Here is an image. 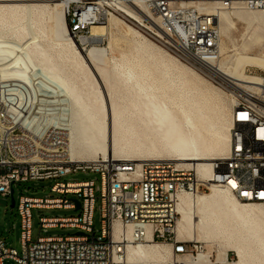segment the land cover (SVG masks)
<instances>
[{
    "label": "bare ground",
    "instance_id": "bare-ground-1",
    "mask_svg": "<svg viewBox=\"0 0 264 264\" xmlns=\"http://www.w3.org/2000/svg\"><path fill=\"white\" fill-rule=\"evenodd\" d=\"M81 1L0 0L22 2L0 5V101L4 99L25 127L41 132L51 127L64 130L73 161H93L99 155L134 162L173 159L208 178L213 161L225 157L229 149L230 110L220 112L218 120L213 121L209 108L212 98L204 96L194 84L180 92L172 91L168 63L174 60L151 58L153 47L144 41L135 44V51L151 58L150 66H143V56H122L110 75L100 66L103 49L91 46L84 50L68 35L67 8ZM88 1L114 5L138 26L144 27L147 22L162 34L156 18L135 0ZM240 10L230 13L235 12L237 18L255 27L250 44L261 49L264 11L247 10L252 12L243 15L236 12ZM225 13L229 11H216L219 33L220 21L226 23V29L233 27ZM45 15L52 21L49 46L40 41ZM118 22L110 15L107 25H91V37L79 39L99 42L108 27ZM159 66L164 69L159 70ZM246 66L264 69V51L257 55L238 53L224 69L219 60L209 73L231 89L256 90L261 76L245 74ZM100 77L105 85L100 84ZM177 78L181 82L184 79L182 67L177 70ZM194 89L197 94L189 95ZM176 208L177 237L202 239L209 246L218 244L222 249L216 251L213 260L209 253H198L194 260L182 256L183 261L177 262L179 255L161 249L147 237L126 245L124 264H140L142 259H154L156 264H225L229 251L235 256L233 264H264V204L241 202L221 186L211 184L207 193L180 195ZM143 229L149 234L148 227ZM118 230L116 225L114 231ZM126 231L128 234L130 228Z\"/></svg>",
    "mask_w": 264,
    "mask_h": 264
},
{
    "label": "built area",
    "instance_id": "built-area-1",
    "mask_svg": "<svg viewBox=\"0 0 264 264\" xmlns=\"http://www.w3.org/2000/svg\"><path fill=\"white\" fill-rule=\"evenodd\" d=\"M135 1L156 18L172 52L202 74H210L209 69L220 59L216 11H264V0ZM111 6L114 5L92 1L71 4L66 11L69 37L79 40L90 34L91 25L104 24L111 15ZM233 95L229 149L225 157L213 161L212 173L206 179L191 166L173 159L134 162L96 157L88 162L73 161L64 130L51 127L41 132L25 127L0 101V196L10 198L15 183L51 179L54 183L50 192L62 196H19L21 249H8L0 240V264L7 259L16 264H124L126 245L143 242L147 237L156 242L168 241L174 255L194 260L203 249L192 241L175 239L180 195L201 193L214 184L241 202L264 204V75L258 89H233ZM78 171L97 173L99 185L93 179L56 181ZM66 195L74 198L68 199ZM73 199L79 202L78 209ZM96 200L99 235L92 228ZM31 209L80 210L77 216L40 217V228H74L81 234L38 236L33 241ZM116 225L118 231H114ZM144 227L150 229L149 234ZM225 264H233L228 253Z\"/></svg>",
    "mask_w": 264,
    "mask_h": 264
},
{
    "label": "rangeland",
    "instance_id": "rangeland-1",
    "mask_svg": "<svg viewBox=\"0 0 264 264\" xmlns=\"http://www.w3.org/2000/svg\"><path fill=\"white\" fill-rule=\"evenodd\" d=\"M88 0H82L78 5L85 4ZM22 2H0V5H8ZM32 3H41V2H32ZM51 8V7H49ZM111 15L118 18L121 22H118L116 25H111L108 27L106 34L100 36L99 42H82L79 40L75 41L78 46L82 47L84 50H87L91 46L103 49L105 51V56L103 57L100 66L107 70L111 75V71L115 63H117L122 56H127L129 58L135 57L140 58L143 56L142 64L143 66H150V59H167L170 57L174 60V63H168L170 70L168 76L172 78L171 90L175 92H180L188 84H194L195 87L200 90L204 96L212 98V101L209 104V108L212 109L213 121H217L219 118L220 112H229L231 109L233 101V89H231L227 84H224L220 80L216 79L213 75L208 73H201L189 64L180 60L170 48L169 45L165 43V37L157 32V30L150 26L147 22L143 25L144 27L138 26L131 19L126 17L121 13L116 7L111 6ZM225 13V16L228 17L230 22H233V27L226 29L227 25L225 22L220 21V64L224 68L230 66V60L238 53L257 55L261 51H264V47L257 49L255 46L250 44L253 33L255 32V27L248 24L244 19H239L233 14ZM236 12H241V14L246 15L252 11L240 10ZM224 13V12H223ZM222 13V14H223ZM43 36L40 38L43 46L51 45V40L53 38L52 32L50 33L49 28L52 26V21L48 19V16L45 15L43 21ZM107 25V20L104 23ZM132 30L136 34L132 33ZM158 34L160 37L155 36ZM85 37H91V33ZM84 38V37H82ZM138 41H144L150 44L153 49L151 50L152 57L149 59L142 53H136L135 44ZM112 61V62H111ZM105 63V64H104ZM103 64V65H102ZM154 67V64L153 66ZM184 70V79L181 82L177 78V70L179 68ZM159 70L164 69L163 66L158 67ZM159 72V71H158ZM244 72L247 75H264V69H258L251 66H246ZM100 79V84L105 85L103 79ZM197 90H191L189 95H196ZM233 96V97H232ZM2 99V98H1ZM4 99H2V102ZM11 100V99H10ZM12 101V100H11ZM7 106V104L5 103ZM17 108H20L19 103H15ZM108 119V118H107ZM108 122V123H107ZM107 126L109 121L106 120ZM97 157H100L97 156ZM117 158V157H116ZM126 158V157H120ZM133 158V157H127ZM93 179L95 185H99V175L92 172H76L70 173L64 177L57 179L59 182H73V181H86ZM54 183V180H40V181H26L18 182L13 185V199L14 206H10V200L0 196V240L4 243L5 247L15 249L17 252H20V225L21 220L20 216L17 213V203L19 196H29V197H62L56 193L50 192V186ZM208 190H205L202 193H207ZM66 198H74V195H66ZM98 200L95 202V210L92 216V228L95 235H99L101 229V223L99 218V213L97 210ZM31 218H30V234L31 240H35L38 236H67L76 233L78 230L74 228H49L43 231L40 228V217H70L77 216L80 214V210L74 209H31ZM198 219L196 218L195 221ZM176 233V232H175ZM176 240L180 241H189L184 238H179L175 236ZM192 243H196L197 247L200 246L203 249V253H209L211 259L214 258L216 251L221 250L222 248L218 244H213L209 246L208 242H205L202 239L191 240ZM161 249H168L171 251V246L168 243L158 241H153ZM235 256L233 252H228V259ZM177 262H182L183 257H176ZM157 261L154 259H142L140 264H156ZM176 262V263H177ZM4 264H16L13 260L7 259L4 261ZM167 264H173L168 262Z\"/></svg>",
    "mask_w": 264,
    "mask_h": 264
},
{
    "label": "water",
    "instance_id": "water-1",
    "mask_svg": "<svg viewBox=\"0 0 264 264\" xmlns=\"http://www.w3.org/2000/svg\"><path fill=\"white\" fill-rule=\"evenodd\" d=\"M10 206L13 207L14 206V199H13V196H12V192H11V195H10ZM73 201L75 202V205H76V209L79 208V202L77 200H74ZM76 234H81V232H76Z\"/></svg>",
    "mask_w": 264,
    "mask_h": 264
}]
</instances>
